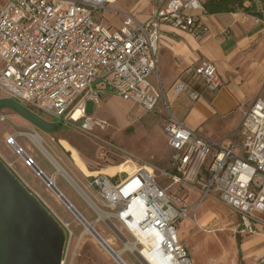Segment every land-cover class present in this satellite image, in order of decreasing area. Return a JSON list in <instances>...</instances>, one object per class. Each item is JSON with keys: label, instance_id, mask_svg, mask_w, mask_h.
I'll return each mask as SVG.
<instances>
[{"label": "built area", "instance_id": "2783aa9c", "mask_svg": "<svg viewBox=\"0 0 264 264\" xmlns=\"http://www.w3.org/2000/svg\"><path fill=\"white\" fill-rule=\"evenodd\" d=\"M114 1L4 0L0 4V96L3 92L41 116L75 123L90 134L109 125L105 118L85 112L87 101L99 102L95 82L153 111L159 94L148 75L156 70L153 47L160 26L170 23L202 37L208 33L203 5L201 0H166L145 20L125 14L113 27L102 22V15ZM256 1L260 10L264 0ZM254 20L260 22L264 16L256 13ZM222 85L216 66L202 60L193 66L191 76L175 82L174 91L196 100L203 90L214 92ZM164 108L169 157L161 175L169 183L161 185L152 171L155 167L145 164L134 163L131 171L96 173L88 185L99 203L90 204L97 217L98 211L103 212L101 219L123 242L127 240L123 230L134 240L135 251L127 249L143 264L138 253L146 246L139 238L156 241L150 251L159 264H192L186 245L177 237L176 223L192 218L207 196H216L236 213L237 233L264 232V83L248 106L238 105L240 118L226 144L208 141L177 118L166 102ZM6 143L22 155L25 166L36 165L13 136ZM170 186L194 190L198 199L193 204L183 202L179 195L170 194ZM59 221L69 239L68 224ZM73 260L74 253L68 259L64 254L60 264H73ZM253 264H264V251Z\"/></svg>", "mask_w": 264, "mask_h": 264}, {"label": "rangeland", "instance_id": "374dc122", "mask_svg": "<svg viewBox=\"0 0 264 264\" xmlns=\"http://www.w3.org/2000/svg\"><path fill=\"white\" fill-rule=\"evenodd\" d=\"M3 1L0 0V4ZM163 2L164 0H115L108 5L111 10L103 11L104 23L108 26H115L120 23L124 16L123 13H131L138 17V14L148 10V5L152 7ZM254 17L255 15L241 12L240 19L235 21L240 23L238 24L240 32L237 37H242L241 40H247L248 45L244 46V43L237 45L230 57V60L235 62L236 69L241 71L240 75L243 78L245 75L240 91L246 93V96H248V92L255 91L258 75L264 67V52L259 53L262 50H257L254 58L249 57L247 59V55L254 50L255 46L257 48L259 43H264L263 38L253 36L254 39H251L252 37H246L249 32H247L248 27L245 24H255ZM221 32L222 35H230V27L226 26ZM263 33L264 29L259 34L262 35ZM256 57L259 60H255ZM251 64L256 65L252 66ZM150 79L152 78L150 77ZM219 89L204 94L206 101L211 102L214 113L205 104H201L199 110L207 115L209 121L228 122L237 119L238 105H245L243 102H246L248 98H239L234 87ZM3 96L8 95L1 92L0 97ZM166 98L170 104L171 112L175 106L178 111L183 113L189 108L178 94L172 97L171 93L166 92ZM78 100L79 98L75 104ZM86 112L105 118L109 122L108 127L90 134L81 131L75 123L62 122L59 128L51 133L53 141H50L46 134L41 131L38 132L33 126H23V122L26 124L27 122L11 110H0V157L39 192L42 201L58 219L68 224L72 234L69 236L66 246V258H70L74 253L73 264H102L103 256L113 261L112 257L105 252V249L92 234L84 233L82 235L81 232L84 229L82 222L78 221L79 219L35 173L32 167L24 165L22 155L18 154L12 145L6 143L7 135L13 136L15 142L45 172L52 173L56 168L52 160L22 132L38 134L45 150L61 166L65 167L68 174L87 193L94 204H99L96 199L97 196L95 190L88 185L94 174L84 175L79 169L89 173L113 174L117 171L133 170L134 163L137 165L145 164L155 167L152 171L156 174L161 185L169 183V180L164 179L161 175V171L168 168L169 157L163 131L167 111L164 108L162 96L159 97L154 110L147 112L137 105L132 106L130 103L121 100L116 93L110 91V93L101 95L96 105L87 101ZM189 115L183 118L185 124H190L191 120L194 119L193 117L190 118ZM42 116L44 118L49 117L46 114H42ZM57 152H62L64 157L68 159L70 164L68 168L55 156ZM55 184L71 199L85 219L89 222L94 221L93 219L97 215L90 204L62 174H56ZM168 191L174 195L173 197L179 195L180 199L188 204H193L198 199L197 193L189 188L176 190L175 186H170ZM95 221L94 230L99 234L101 233L105 239L110 238L109 245L112 248L124 246L123 239L115 234L110 224H107L101 217ZM110 221L116 223L114 219H110ZM236 222L237 215L229 206L220 202L216 196H207L197 205L195 215L192 218H182L176 223V233L178 239L186 245L192 264H253L255 256L259 251L264 250V232L239 234L235 231ZM123 234L129 242H134L124 230ZM256 238L262 242L250 245L249 242ZM121 258L128 264H142L138 257L128 250L122 252Z\"/></svg>", "mask_w": 264, "mask_h": 264}, {"label": "crops", "instance_id": "0c3cea01", "mask_svg": "<svg viewBox=\"0 0 264 264\" xmlns=\"http://www.w3.org/2000/svg\"><path fill=\"white\" fill-rule=\"evenodd\" d=\"M165 1L166 0H164V2L160 5H154L152 7L150 5H148L147 6L148 10H144L146 12L138 14V17H136L135 15H133L131 13H123V15L126 14V15L133 16L138 20H145L152 12L155 11V9L163 6ZM203 1H205V0H201V2H203ZM257 3L258 2L256 0H251V1L245 0L244 4L247 6L252 5L254 12H256L258 15L262 14L264 16V1H262V4L260 6V10H257L258 9ZM149 9H151V10H149ZM240 16H241V12L217 13V14H210V15L205 14L204 16H202V21L208 26L209 32L202 37H196L193 34L187 32L185 30H182V29L178 28L177 26H174L170 23H162L160 26L159 39L153 47V56L155 59L156 70L151 71L148 75V78L152 82V84L154 85L155 90L159 94V97L162 96L164 103L166 102L170 108V104L168 103V100L166 98V92L171 93L172 97H174L175 94L180 95L181 99L183 101H185L186 105H188L189 108H188V110H186L185 113H183V112H180V110L178 111L177 107L175 106L172 113L175 116L182 119V121H183V118L187 117L190 113L189 117L190 118L193 117L194 119L191 120L190 124H185V123L184 124L188 128H190L191 130L202 135L204 138H206L210 142H219V143L221 142L223 144H226V142L229 139L233 129L235 128V126L237 125V123L239 121L240 114H238L237 119L230 120L228 122H226V121H224V122L209 121V120H207V115H205L204 113H202L199 110L200 105L205 104L214 113V109L211 106V102L208 103L205 99V96H204V94L207 92L209 93V91L203 90L202 95L198 99L191 100L187 97L185 92H182V93L175 92L174 91V84L181 77L191 76L193 66L196 65L198 62H200L202 60H209L216 66L217 72L219 73L221 79H223L222 82L225 81V84H223L221 86V88H223V87L233 88L234 87L235 90H237V92L239 94L238 95L239 98H241V99L248 98V99H246L247 100L246 102H243V103H245V105H243V106L246 107L250 104V102L257 95V92L260 90V88L262 87V85L264 83V67L261 69V72L258 75L257 87L255 88V91L253 90L252 92H248L247 93L248 96H246V93L240 91V87L245 80L244 79L245 75L243 78L240 75L241 71H238L236 69L235 62H233V60H230V57L234 53L235 47H237V45L239 46L241 43H244V46L248 45L247 40H241L242 37H237V36H239V32H240V26L238 25L240 23L235 22V21L237 19L239 20ZM103 18H104V16H102V22H104ZM231 20H233V22H231ZM230 22H231V24H229ZM119 24H117V25H119ZM117 25H115V26H117ZM245 25H246V27H248L247 32H249L248 35L246 34V37H248V36L252 37L251 39H254V37L264 39V33L262 35L259 34L260 31H262L264 29V20H262L260 22H255V24L247 23ZM226 26H229L230 30H231V34L227 35V36L222 35V32H221L226 28ZM257 50L258 51L262 50L261 52H259L260 54H262L264 52V43H262V44L259 43L257 48L255 46L254 50L247 55V59L249 57L254 58L253 56H255L254 54H256L255 52ZM255 60H259V58L256 57ZM251 65L255 66L256 64H251ZM150 77L153 80L150 79ZM93 87L97 88L100 96L107 94V93H110V90L108 88H106V86H104L103 84H101L99 82H95ZM121 100H123V99L121 98ZM123 101H126V100H123ZM126 102L130 103L132 106H135L130 101H126ZM85 112H86V103H85ZM89 114H94V113H89ZM96 116L100 117L99 115H96ZM54 121H56V120H54ZM56 122H60V121H56ZM60 123H62V122H60ZM28 125L31 126L28 122H27V124L23 122V126L29 127ZM38 132H40V131L38 130ZM44 134L47 135V137L49 138L50 141H53L51 133H44ZM65 151H67V150H65ZM62 152L55 153V156L62 163H64V165L68 168V166L70 164L68 163V159H66L64 157ZM47 153L57 162V160L49 152H47ZM34 162L48 178L53 179L54 186L58 189V191L62 194V196L72 205V207L83 217V215L78 211V209L75 207V205L73 204L71 199L64 193V191H62V189L60 187L56 186V184H55L56 174H62V173L57 171V168H55V170L52 173H47L44 171L43 168L40 167V165L35 160H34ZM57 163L59 164V162H57ZM7 164H9V163H7ZM59 165L61 166V164H59ZM54 167H56V166H54ZM61 167L66 172V174L68 175V172L65 169V167L64 166H61ZM128 167H130V166L128 165ZM11 170L18 176V178L32 192H34L41 199V196L36 189L31 187L13 169H11ZM79 170L84 175L96 174V173L85 172L82 169H79ZM75 173H77V171H75ZM68 177L72 181L68 180L66 177L65 178L71 183V185L74 187V189L78 193H80L81 196L89 204H91L92 200L89 198L87 193L73 180V178L70 175H68ZM75 186H77V188ZM41 201H42V199H41ZM97 219H98V217H95V219H93V220L95 221ZM85 220L88 221L87 219H85ZM99 235L108 244H110L109 243L110 238L105 239L101 233ZM105 235H108V234H105ZM261 242H262V240H260L259 238H256L254 241H250L249 244L250 245L254 244V243L258 244ZM111 248H112V246H111ZM112 249L118 252V256L120 258H121L122 252L124 250H128L125 247V244L121 248H112ZM263 251L264 250H262L261 252H263ZM105 252L108 253L106 250H105ZM261 252L259 251V253H261ZM108 254L112 257L113 261H111L108 258H105L103 256V258H102L103 263L102 264H119V261L117 260V258L112 256L110 253H108ZM121 260L125 264H128L124 259L121 258Z\"/></svg>", "mask_w": 264, "mask_h": 264}, {"label": "water", "instance_id": "95a60500", "mask_svg": "<svg viewBox=\"0 0 264 264\" xmlns=\"http://www.w3.org/2000/svg\"><path fill=\"white\" fill-rule=\"evenodd\" d=\"M2 109L11 110L42 133H52L61 125L9 96L0 97ZM32 168L50 187L52 182L39 167ZM52 191L63 198L79 220L86 221L55 186ZM93 233L101 239L95 230ZM67 243L68 232L63 224L0 157V264H60ZM116 258L119 264H125Z\"/></svg>", "mask_w": 264, "mask_h": 264}, {"label": "bare ground", "instance_id": "6f19581e", "mask_svg": "<svg viewBox=\"0 0 264 264\" xmlns=\"http://www.w3.org/2000/svg\"><path fill=\"white\" fill-rule=\"evenodd\" d=\"M79 115V111L78 110H75L74 113H73V117L74 118H77ZM22 134H25L27 135L47 156H49V158L52 160L53 164L56 166L57 168V171H59L60 173H62L68 180L72 181L68 175L66 174V172L62 169V167L45 151L44 147L42 146L41 144V140H40V137L38 136V134H35V133H31V132H22ZM9 135H7L8 137ZM6 137V138H7ZM50 181L52 182V184L50 185V188L53 190V186H54V183H53V179L52 178H49ZM77 188V186H75ZM55 193V192H54ZM57 195V193H55ZM57 197L63 202V198L60 196L57 195ZM65 204V202H63ZM100 217H105V214L101 211H98ZM80 221L82 222V224L84 225V229L82 231V235L84 233H89V234H92L95 239L101 244L102 247H104V249L110 253L112 256H114L115 258L118 256V252L113 250L111 248V246L99 235V237L102 239H99L97 238V236H95V234L93 233V230H94V223L95 221L93 222H89V221H84L83 219H80ZM122 239V238H121ZM139 242H141L142 244H144L146 247L140 252L138 253V256L146 263V264H159L157 261H156V258L155 256L153 255V253L150 251V245L151 246H155L156 245V241L155 240H147V239H144V238H139ZM124 244H125V247L128 248V249H132L135 251V242H129L127 240L124 241ZM119 257V256H118Z\"/></svg>", "mask_w": 264, "mask_h": 264}, {"label": "trees", "instance_id": "16d2710c", "mask_svg": "<svg viewBox=\"0 0 264 264\" xmlns=\"http://www.w3.org/2000/svg\"><path fill=\"white\" fill-rule=\"evenodd\" d=\"M251 1V0H250ZM205 14L244 12L256 15L252 5H245V0H205L201 2Z\"/></svg>", "mask_w": 264, "mask_h": 264}, {"label": "flooded vegetation", "instance_id": "af4514ba", "mask_svg": "<svg viewBox=\"0 0 264 264\" xmlns=\"http://www.w3.org/2000/svg\"><path fill=\"white\" fill-rule=\"evenodd\" d=\"M48 119V118H47ZM50 119V118H49ZM50 120H52V119H50Z\"/></svg>", "mask_w": 264, "mask_h": 264}]
</instances>
